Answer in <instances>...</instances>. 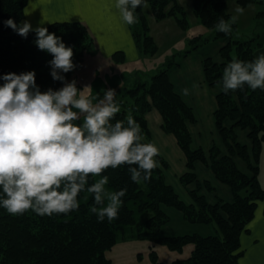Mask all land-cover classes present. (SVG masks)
I'll use <instances>...</instances> for the list:
<instances>
[{"label": "trees", "instance_id": "1", "mask_svg": "<svg viewBox=\"0 0 264 264\" xmlns=\"http://www.w3.org/2000/svg\"><path fill=\"white\" fill-rule=\"evenodd\" d=\"M155 21L173 18L182 31H187V14L178 0H146ZM254 0H237L240 8L252 4ZM26 0H0V75L21 73L34 70L36 84L40 91L49 88L60 89L63 82L53 80L49 61L52 56L39 50L34 41L36 36L30 32L25 39L4 21L12 18L17 24L23 20ZM143 6L135 10L137 22L129 25L135 45L143 56H153L157 52L152 37L148 34L147 20ZM192 15L207 30L209 36L193 37L188 41V50L182 56L197 50L201 45L222 39L228 41L220 48V62L205 59L202 63L205 83L213 87L221 86L225 66L234 58L242 61L255 59L253 44L256 39L239 40L236 26L231 15L226 12V0H192ZM263 17L264 12H258ZM221 19L231 24V32L225 34L216 29ZM49 33L61 37L66 46L72 47L73 63L79 68L86 52L92 47L93 39L87 28L81 23H53L47 26ZM114 60L123 61L121 54H115ZM119 59V60H117ZM172 58L153 75L135 74L128 88L119 92L116 102L119 113L111 121H124L131 115L140 125L143 143L150 142V132L145 115L155 109L162 119L161 130L172 135L186 160L187 172L179 178L181 186L195 184L189 191L191 203L182 202L174 190L166 184L164 172L168 165L160 156H156L158 167L151 172L150 179L137 184L132 181L129 167L121 165L108 168L99 177H88L85 190L77 199V210L67 214L40 216L28 210L20 215L9 214L0 206V264H111L105 257L118 239L148 241L151 245L161 244L171 251L181 252L183 247L191 245L190 256L174 260L171 264H239L243 255L240 238L249 233L248 226L255 217L258 206L264 214V188L261 187L259 162L264 153V90H252L247 85L225 94L222 90L216 96V109L213 112L214 126L226 149V154L213 146L207 153L202 149L191 148V136L188 124L195 119L191 109L174 92L168 79V70L177 65ZM74 70L61 73L68 81ZM3 81L0 80V84ZM247 131L251 142L250 150L237 140L236 131ZM235 158L245 166L247 173L238 170ZM200 162L211 170L215 179L229 188L231 202L217 201L210 204L201 194V190L212 191L207 183H198L194 174L195 163ZM107 176L109 191L126 189L125 196L112 221L107 218L98 221L97 215L90 211L94 205V196L87 187L96 180ZM2 191V190H0ZM165 208L180 212L183 219L191 225H212V236L183 235L162 238L160 230L169 217ZM152 264H162L151 251Z\"/></svg>", "mask_w": 264, "mask_h": 264}, {"label": "clouds", "instance_id": "2", "mask_svg": "<svg viewBox=\"0 0 264 264\" xmlns=\"http://www.w3.org/2000/svg\"><path fill=\"white\" fill-rule=\"evenodd\" d=\"M148 7L146 0H116L115 8L127 25L137 22L135 10ZM243 8L236 12L242 14ZM25 15H30L28 8ZM237 17H231L235 23ZM18 35L27 38L34 32L36 47L52 56L48 62L53 80L63 82L57 90L40 91L34 70L0 75V206L11 215L31 210L40 216L67 214L79 207L78 195L85 190L88 177H99L108 168L129 167L133 182L150 179L158 167L159 149L143 143L140 125L129 115L111 122L120 111L113 89L103 97H92L79 90L76 81L65 82L61 73L74 70L73 49L61 37L49 33L41 24L35 29L28 21H4ZM220 32H231V24L221 19ZM247 85L264 90V54L252 61L233 59L223 72L222 91H235ZM188 95V89L182 90ZM94 100L96 101L94 103ZM76 109L77 111H73ZM83 116L82 123H77ZM107 176L87 187L94 196L90 211L98 221L115 219L126 189L109 191Z\"/></svg>", "mask_w": 264, "mask_h": 264}, {"label": "crops", "instance_id": "3", "mask_svg": "<svg viewBox=\"0 0 264 264\" xmlns=\"http://www.w3.org/2000/svg\"><path fill=\"white\" fill-rule=\"evenodd\" d=\"M115 3L116 0H26L24 9L27 7L30 15H25L23 9L22 23L24 21L30 22L33 29L39 26L41 21H43L42 26L44 27L53 23L64 22L83 24L93 39V45L86 52L83 63L87 59V61L93 60V62L98 64L109 65V67L113 66L110 68L105 66L110 70L113 76L112 79L106 73L102 76V79L99 77V72L96 73V79L104 86L105 82H107L110 85V89L115 90L116 100L118 93L131 85L135 74L140 73L141 76L146 78L152 73L150 71L148 75L142 74L141 63H144L146 57L150 56H143L139 53L131 29L120 18L115 8ZM155 23V33L158 37L167 38L171 32L176 33L179 40H182L179 41L181 44L189 41L183 36L185 31L180 30L173 18ZM159 25L161 27H158ZM149 29L150 36L155 41L153 27L149 26ZM225 42V39L214 41L204 45V47H199L186 56L179 54L180 56L175 58L177 65L171 67L167 73L174 92L193 113L195 121L192 124H188L191 148L193 150L202 149L207 153L213 146H216L222 152V142L213 120V112L216 109V96L220 92L221 86L210 87L205 83L202 63L205 59L219 63L221 60L219 51ZM185 50L187 49L175 54L185 52ZM115 54H121L123 61H115L113 57ZM83 63L75 70L81 69ZM154 68L157 67L155 66ZM116 69L121 72L119 75ZM125 69H127L125 77H128L129 81L128 79L122 81L124 78L122 71ZM130 75L133 77L130 78ZM71 79H74L73 75L69 82L72 81ZM96 79L92 81V85ZM105 89L104 91H106ZM183 89H188V95L182 94ZM145 119L150 132V142L158 147L159 155L168 165L167 170L164 172L166 184L174 190L182 202L189 205L191 200L188 192L195 189L196 185L191 184L184 188L179 183V178L187 172L183 153L178 148L175 138L161 130L162 119L155 109H151L145 115ZM236 135L240 143H245L247 140L245 131L237 130ZM235 164L240 172L247 173L246 166L239 159H235ZM194 174L198 183L207 182L212 188L211 192L204 189L200 191L208 203L214 204L219 200L224 202L232 201V194L229 188L215 179L209 167L197 162L194 165ZM164 210L169 217V221L160 230V237L162 238L183 235L206 237L215 233L212 225H191L183 219L180 212L172 208H165ZM170 210H173V212H170ZM173 217L177 219V223L181 225L180 227H188L189 231L181 235L166 231L169 229ZM248 230L249 233L243 234L240 238L243 255L239 260V264H264V214L261 205L258 206Z\"/></svg>", "mask_w": 264, "mask_h": 264}, {"label": "rangeland", "instance_id": "4", "mask_svg": "<svg viewBox=\"0 0 264 264\" xmlns=\"http://www.w3.org/2000/svg\"><path fill=\"white\" fill-rule=\"evenodd\" d=\"M179 4L183 7L184 11L187 14V19L189 22V26L187 31L184 33L185 39H192L193 37L198 36H209L211 38V31L205 29L199 21L192 15V0H178ZM239 7L237 4V0H226V12H228L231 17L236 16L237 19L235 21L236 26V34L239 37V40L244 39H256L253 44V51L255 58L259 56L260 54H264V16L258 17V12H264V0H254V2L248 6H246L242 14L237 13L236 9ZM240 8V7H239ZM143 13L145 15V18L147 20V28L149 29V26L153 27L154 31V37H155V45L157 46V52L150 57H146L145 62L141 63V69L142 74L148 75V73H152L153 75L157 71L155 69H160V67L165 63L166 59L169 57L172 58L174 56V59L176 56H180L179 54H183L184 52H180L183 49L188 50V41L181 44L179 41H182L181 39L177 37L176 33H169V36L167 38H161L158 37L155 33V21L153 15L151 14L150 8L144 7ZM175 20V19H174ZM161 22V21H159ZM166 24V23H163ZM158 27H161L159 25ZM150 30V29H149ZM181 30V29H180ZM150 35V32L148 33ZM228 40L226 39V42ZM225 42V43H226ZM210 43V42H209ZM201 47H204V45H201ZM185 50V51H187ZM173 51V52H172ZM174 54V55H173ZM119 60V59H117ZM161 65V66H160ZM109 65H104L103 63L98 64L97 62H93V60L85 59L83 66L81 69H77L74 71L73 76L76 81V87L79 90H83L85 87L90 86L94 79H96V73H100L99 77L103 79V75L106 73L108 77L112 79V75L110 70L107 68ZM157 68H154V67ZM113 67V66H110ZM109 67V68H110ZM102 70V71H101ZM118 71V75L121 73L119 72V69H116V72ZM127 69L123 70L122 73L124 74V78L122 81H126L129 78L126 76ZM146 72V73H144ZM114 75H116L114 73ZM130 78L133 77L132 75L129 76ZM72 80V79H71ZM102 81V80H101ZM66 82H69L66 81ZM129 83V82H128ZM220 85V84H219ZM63 87V86H62ZM108 90L110 89V85L105 82V86L97 81L93 83L91 89H85V94H89L92 97H103V91L104 89ZM101 95V96H100ZM96 101L94 100V103ZM73 111H77L76 109H73ZM83 116L80 117V120L77 121V123H82ZM247 134V131H245ZM238 140V139H237ZM240 143V142H239ZM241 145H244L248 147L250 150L251 148V142L250 140H246L245 143H241ZM251 151V150H250ZM226 154V149L222 144V155ZM236 159V158H235ZM258 180L262 188H264V153L261 154L260 162H259V175ZM170 212H173V210H170ZM177 223V219L173 217L172 222L169 225V229L166 231L173 232L176 235L184 234L186 231H189L188 227H180ZM192 250L191 245H186L183 247L181 252L178 251H171L167 246L161 245V244H155L151 245L148 241L143 240H135L130 238L125 239H118L116 244L112 246V248L105 253V257L110 260L111 264H152L151 260V251L155 252L156 259L162 264H171L174 260L177 259H186L190 256ZM240 260V259H239Z\"/></svg>", "mask_w": 264, "mask_h": 264}]
</instances>
